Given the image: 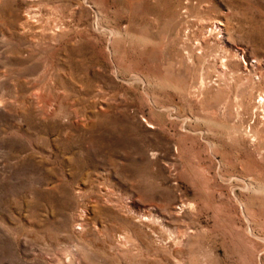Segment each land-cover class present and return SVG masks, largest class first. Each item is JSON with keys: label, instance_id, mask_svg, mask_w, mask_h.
Masks as SVG:
<instances>
[{"label": "rangeland", "instance_id": "374dc122", "mask_svg": "<svg viewBox=\"0 0 264 264\" xmlns=\"http://www.w3.org/2000/svg\"><path fill=\"white\" fill-rule=\"evenodd\" d=\"M0 264H264V0H0Z\"/></svg>", "mask_w": 264, "mask_h": 264}]
</instances>
